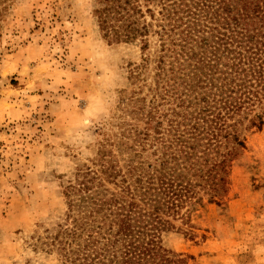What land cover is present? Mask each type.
Segmentation results:
<instances>
[{
	"label": "trees",
	"instance_id": "trees-1",
	"mask_svg": "<svg viewBox=\"0 0 264 264\" xmlns=\"http://www.w3.org/2000/svg\"><path fill=\"white\" fill-rule=\"evenodd\" d=\"M94 4L101 39L138 41L143 64L131 79L146 83L152 62L153 84L143 98L144 87L131 92L130 101L147 102L132 112L131 143H118L114 154L106 140L76 171L62 192L64 224L46 239L67 264H185L162 246V234L186 224L205 197L223 203L243 147L238 128L263 124L264 0ZM153 36L158 49L150 56Z\"/></svg>",
	"mask_w": 264,
	"mask_h": 264
},
{
	"label": "rangeland",
	"instance_id": "rangeland-1",
	"mask_svg": "<svg viewBox=\"0 0 264 264\" xmlns=\"http://www.w3.org/2000/svg\"><path fill=\"white\" fill-rule=\"evenodd\" d=\"M94 9V0H8L1 13L0 264H67L46 239L64 224V187L106 140L114 154L131 143L132 112L147 106L130 98L138 88V98L147 94L154 64L146 83L133 82L140 43H106ZM262 121L238 128L243 147L223 203L205 197L186 224L162 234V246L185 264H264Z\"/></svg>",
	"mask_w": 264,
	"mask_h": 264
}]
</instances>
